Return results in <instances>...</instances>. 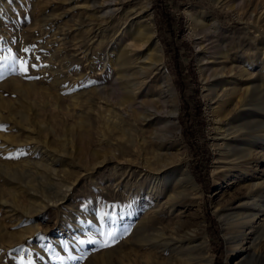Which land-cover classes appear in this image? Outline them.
<instances>
[{
	"label": "rangeland",
	"instance_id": "obj_1",
	"mask_svg": "<svg viewBox=\"0 0 264 264\" xmlns=\"http://www.w3.org/2000/svg\"><path fill=\"white\" fill-rule=\"evenodd\" d=\"M102 1L0 0V264H207V258L212 264H243L227 218L241 187L227 152L237 144L223 136L238 125L235 120L245 122L251 114L237 119L233 94L223 96L221 88L229 91L240 80L234 68L227 73L237 60L255 62V84L264 87L258 46L264 36L255 38L238 19H247L250 11L259 15L264 0H135L125 4L124 12L131 6L138 13L124 16L126 24L117 18L102 23V13L93 12ZM147 4L163 51L161 75L140 83L134 64L118 81L120 66L111 54L125 45L143 51L131 37ZM185 8L218 21L216 52L226 56L208 48L212 51L198 63L187 33L192 27L197 39L202 35L188 23ZM257 27L264 34V17ZM101 38L105 44H99ZM162 74L175 94L180 134L166 148L152 140L165 124L163 107L174 104L161 94ZM253 150L252 158L264 161V147L255 144ZM164 153L178 158L198 187L197 203L184 209L180 224L188 231L201 222L207 253L197 238L190 248L151 247L160 229L170 238L174 219L164 203L176 189L166 188L159 204L140 199L130 205L126 194L113 188L131 178L127 172L160 173L155 154ZM135 158L134 166L126 161ZM138 179L132 181L146 185ZM148 205L161 212L146 216L148 227L139 228L140 209ZM259 245L264 250V242Z\"/></svg>",
	"mask_w": 264,
	"mask_h": 264
},
{
	"label": "bare ground",
	"instance_id": "obj_2",
	"mask_svg": "<svg viewBox=\"0 0 264 264\" xmlns=\"http://www.w3.org/2000/svg\"><path fill=\"white\" fill-rule=\"evenodd\" d=\"M134 1L135 0H103L98 5V7L93 8V12L94 13H98L96 11L101 12L102 14L101 16L98 15L100 17L98 19L102 21V23L104 24H109L113 22V20L116 18L122 20L124 19V16L131 17L132 15L134 16L137 15L138 14L137 10H135V8L131 6L128 8L129 9L128 11L125 10L124 12L125 4L126 3L131 4ZM212 1L217 3L222 2V0H212ZM148 6L149 5L147 4L144 11L140 10L141 12H143L144 20L143 23L139 25L138 29H136V31L131 37L135 42V44L136 43L138 44V47L136 48L138 49L143 48V51L135 52L131 50L130 48L131 46L129 47L128 45H125L118 49L119 51L117 55H115V53L111 54L112 55L111 58H114L116 64L120 66L121 75L120 78H117L118 81L119 80L122 81V79L124 80V78L126 79L128 65L132 66L135 64L138 67L136 71L137 74L141 76L140 83H143L147 79L151 78L153 75L154 77L157 76L161 72L160 67L162 66V62H163V51L158 39L156 38L154 23L152 20L151 13H149L148 11ZM254 12L255 11L246 12V14L248 15L247 19L243 17H239L238 19L245 23V25L247 26V30L253 29V35H255L254 36L255 38H258L260 36L263 37L264 34L263 33L261 34L257 31L258 28L257 23L262 17H264V10L261 13L260 11H258L260 13L259 15ZM184 14L188 23H190L191 26L194 25V27L199 28V30L201 31L200 34L202 36H200V38L198 39L196 36H198L199 34L194 33L192 27L190 28V31L187 33V37H189L193 41L195 45L194 47L197 50L198 63L199 64L201 63L202 61L201 55H203L206 50L208 51V48H211L213 50V51L209 50L213 52L212 54H220L222 56H226V53L222 54L221 52L219 53L216 52L218 47L216 46V42H219L218 34L220 30L218 21L215 18L208 15L203 10L200 11L199 13L196 12L193 13V9L185 8ZM123 23L126 24V21L124 20ZM92 30L93 29L91 28L90 31ZM93 31L95 33L97 32L96 34H98L100 32V28H95V30ZM96 37H97L96 35L95 37H93L94 41H96ZM251 39L254 40V38ZM103 43L105 44L106 42L103 41V38H101L99 44H103ZM106 45H109V43L107 42ZM205 46H207V49ZM258 46L261 47L260 51L264 59V42L258 44ZM133 48L134 47H132V49ZM236 62H234V64L232 63L231 67H229L228 65L229 70L227 73L232 74L233 70L235 69L236 73L239 74L237 76L240 77V80L236 79L235 82H237L238 84L236 83L235 86L233 87L231 86L232 88L229 91H227L226 89L228 87H226L225 89H223L222 87L221 92L223 96L225 95L226 92H231V94H233V97L235 99L234 110L237 113L236 114L237 119L242 118L243 116H245V114H251V117L250 119H247V121L245 122H243L242 119L235 120L237 121L238 125H236L234 129L230 130L231 131L230 133L223 136L224 139L226 138H229L230 140L233 139L231 145L233 144V141L234 144H237V146L235 145L237 148L233 146V148L227 152L231 154V157L232 156L234 157L231 158L229 164L231 165L232 168H234L238 172V177L237 178L234 177V181L236 182L235 184L238 185L240 184L241 186L236 191V197H235L236 200L233 198V200L236 201L235 203H237V206L233 207L234 205L233 203L230 205V209H229L230 213L227 218L230 224L232 225L231 226L232 229L234 230L233 232L234 238L237 240V242H239L238 244L239 248H236V253L242 254L241 257H243V264H264V250L259 249L260 246L259 244L261 242H264V170L260 171L259 164L264 161H259L257 157L252 158L254 157L253 146L255 144H259L264 147V87L255 84L258 75L257 73L258 71L257 72L254 71L256 68L255 62L246 63L242 61L240 62V64ZM262 73L263 72H261V74ZM162 80L163 81L160 85L161 94L167 93L168 96L172 99V102H174V104L171 105L169 109L163 107L162 114L164 115L165 124L161 128L160 131L161 135H159L160 133L158 135H154L152 137V140L161 144L162 146L160 147H165L168 146L171 142H176L177 138L180 137L179 136L180 134L178 133L179 131L176 129L178 107L175 105V99H176L175 94L170 84L169 77L163 76ZM127 83L128 84L132 83V81L129 80V77L127 79ZM135 85L136 84L134 83L133 86L131 87L132 89V91H130L131 93L133 92V87H135ZM141 108H144V106ZM149 108L155 109L152 106H149ZM145 117L141 118V122L146 121L147 118ZM147 117H151V115ZM229 139L227 140L229 141ZM248 140H251L250 143L248 145H245ZM142 145L143 144H141L140 146L142 147ZM168 150L169 149H164L163 151L167 152ZM131 151L132 153L136 154V152L133 149ZM155 156H156L155 161L160 167V173H158L157 175H154V173L148 174L141 169H138L137 171L134 170L133 172H130L131 174L127 172V174L131 176V178L129 177V179L127 180H124L125 178H123L122 180L117 179L118 181L115 182L113 188L115 189V191H121L124 194H126V201L130 205L134 204L135 201L137 202L140 199L147 204L148 203L152 204V201L155 204H159L160 195L165 192L166 194H168L166 188L168 190L176 189V193L174 195L173 194L166 195V200L164 203V206L168 210V216L169 217L171 216L172 219H174L173 222L174 224L172 223V225L170 226L171 228L170 238L164 239L163 236L166 235L165 231L164 229L163 230L160 229L159 233L154 238L153 240L154 244H152L151 247L152 248L159 247L162 250H164L179 245L176 248H180V247L190 248L191 245L193 246V243L195 242V238H197L201 240L200 245H202V248L204 249L205 253H207L208 247L205 241V236L201 231L202 230L201 222L200 221L194 222L193 229L188 231H183L182 229L184 228L183 224H180L181 223L180 220H182L184 209L188 208L187 207L188 205L193 206L192 205L193 203L194 204L197 203V197L200 195V192L198 191V187L195 185L188 169L186 167L179 166L180 164L178 165L179 162L178 158L174 156L172 157L167 156L165 155V153L163 155L155 154ZM126 161L132 163V166H134V163L138 161V158L134 159L135 162L133 160H126ZM133 177H139L138 180H143V182H145L146 185H138L137 182H133L132 181ZM148 206L151 207L141 208L143 210L140 209L141 213H143V216L139 220L138 223L139 228L148 227L149 225L148 222L151 221V218H146V216H149L152 213L158 214L159 212H161V210L157 212L154 211L156 207H154L153 205H148ZM148 208H152L153 212L148 211ZM148 212H150V214H148ZM192 213H194L193 215L198 216L199 206L196 207V211ZM135 214H137V210L135 211ZM188 216L191 217L190 214ZM189 248H187L188 251L190 250ZM234 252L235 250L232 251L233 254ZM207 264H212L211 258H207Z\"/></svg>",
	"mask_w": 264,
	"mask_h": 264
}]
</instances>
